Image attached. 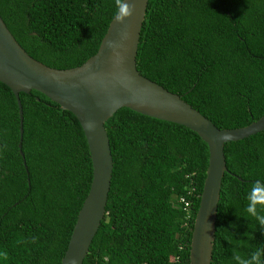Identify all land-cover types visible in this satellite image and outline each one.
<instances>
[{
    "label": "trees",
    "instance_id": "obj_1",
    "mask_svg": "<svg viewBox=\"0 0 264 264\" xmlns=\"http://www.w3.org/2000/svg\"><path fill=\"white\" fill-rule=\"evenodd\" d=\"M121 2V0H120ZM117 0H0L22 48L55 68L94 54ZM136 69L218 128L264 114V0H147ZM0 82V264H59L92 168L75 116L43 93ZM112 172L105 213L82 264H189L208 159L189 128L120 107L104 122ZM210 264H234L264 234L247 212L264 185V130L225 142ZM24 161V162H23ZM264 195V193H256ZM264 215V203H257Z\"/></svg>",
    "mask_w": 264,
    "mask_h": 264
},
{
    "label": "water",
    "instance_id": "obj_2",
    "mask_svg": "<svg viewBox=\"0 0 264 264\" xmlns=\"http://www.w3.org/2000/svg\"><path fill=\"white\" fill-rule=\"evenodd\" d=\"M125 2L134 5L130 15L119 23L114 15L96 52L79 65L68 68L51 67L30 56L0 17V82L7 85L16 98L19 153L23 157L19 92L37 90L78 120L88 146L92 176L59 264H82L105 213L111 180L112 156L104 122L120 107H127L189 128L208 149L191 230L189 264H210L221 180L228 171L224 144L264 130V114L244 126L218 128L180 95L140 74L135 58L147 0Z\"/></svg>",
    "mask_w": 264,
    "mask_h": 264
},
{
    "label": "clouds",
    "instance_id": "obj_3",
    "mask_svg": "<svg viewBox=\"0 0 264 264\" xmlns=\"http://www.w3.org/2000/svg\"><path fill=\"white\" fill-rule=\"evenodd\" d=\"M118 11L114 16L117 23L121 22L123 18L130 15L134 5L132 3H120L117 0ZM264 193V185L257 184L253 187L249 193V203L247 205V212L251 217L254 218L255 224L252 229L259 228L264 234V215H260L257 211V203H264V195H256V193ZM7 253L0 250V258H6ZM232 260L234 264H264V244L257 247L255 250L251 251L247 256H241L238 251L232 252Z\"/></svg>",
    "mask_w": 264,
    "mask_h": 264
}]
</instances>
